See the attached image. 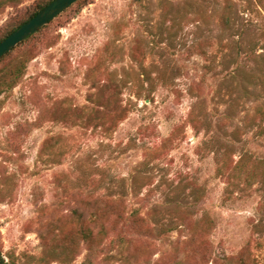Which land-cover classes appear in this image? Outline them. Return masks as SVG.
I'll use <instances>...</instances> for the list:
<instances>
[{"label": "rangeland", "instance_id": "374dc122", "mask_svg": "<svg viewBox=\"0 0 264 264\" xmlns=\"http://www.w3.org/2000/svg\"><path fill=\"white\" fill-rule=\"evenodd\" d=\"M37 1L3 7L0 31ZM0 250L264 264V0H80L5 59Z\"/></svg>", "mask_w": 264, "mask_h": 264}, {"label": "trees", "instance_id": "16d2710c", "mask_svg": "<svg viewBox=\"0 0 264 264\" xmlns=\"http://www.w3.org/2000/svg\"><path fill=\"white\" fill-rule=\"evenodd\" d=\"M51 1L53 0H39L37 1L33 7L30 8V10H28L24 15L19 16L18 18H16L13 22H11L5 29H3L2 31H0V42L3 41L7 36H9L12 32H14L16 29H18L20 26H22L25 22H27L28 20H30L32 17H34L41 9H43L47 4H49ZM80 1V0H78ZM77 1V2H78ZM20 2V0H0V10L3 7L8 6L9 4H11V6H15L18 5ZM77 2H75L74 4H76ZM74 4H72L69 8H71ZM68 8V9H69ZM67 9L64 11L66 12ZM62 14V13H61ZM60 14V15H61ZM60 15H58L56 18H54L53 20H51L48 24L44 25L42 28H40L38 31H36L35 33H33L32 35H30L28 38H26L25 40H23L22 42H20L17 46H15L10 52H8L7 54H5L4 56L0 57V65L1 63L7 59L9 56H11L15 50H17L19 47H21L22 45H25L29 42H33L34 39H36L38 37L39 34H41L51 23H53L55 21V19H57ZM226 16V20H227V14ZM23 66V65H22ZM22 66L18 67L17 69L13 70V80L14 81H10L9 86L12 87L14 85L13 82L17 81V79L21 76V72H22ZM259 164L262 163L261 161H258ZM224 164H226V161L224 162ZM237 168H240V170ZM254 168V166H253ZM255 170L257 168H254ZM235 170L239 171V172H233V175L236 177V179H238V182H241L243 179L245 180V182H249L250 183H254L257 180H261L262 177V169L261 170H257V171H253L252 170L249 172L248 169H241L240 166H236ZM219 171H223V166L219 168ZM227 171L223 172V174H226ZM231 172H228L227 175L229 178H231L230 176ZM91 206H95L96 203H90ZM99 206V205H98ZM115 204L114 203H110L105 205L106 208L114 210L117 214V210L115 209ZM123 218V222L127 223V224H132V226H136L137 224H134L133 221H131V217H126V215H122V217H119V219ZM0 264H11L9 262H6L5 257L2 255L1 250H0Z\"/></svg>", "mask_w": 264, "mask_h": 264}, {"label": "water", "instance_id": "95a60500", "mask_svg": "<svg viewBox=\"0 0 264 264\" xmlns=\"http://www.w3.org/2000/svg\"><path fill=\"white\" fill-rule=\"evenodd\" d=\"M78 0H53L41 9L34 17L12 32L0 42V57L10 52L20 42L38 31L44 25L63 13Z\"/></svg>", "mask_w": 264, "mask_h": 264}]
</instances>
